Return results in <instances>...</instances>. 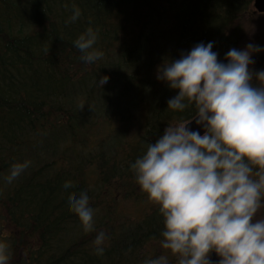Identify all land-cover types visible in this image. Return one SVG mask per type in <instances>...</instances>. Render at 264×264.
Listing matches in <instances>:
<instances>
[{
	"label": "trees",
	"instance_id": "trees-1",
	"mask_svg": "<svg viewBox=\"0 0 264 264\" xmlns=\"http://www.w3.org/2000/svg\"><path fill=\"white\" fill-rule=\"evenodd\" d=\"M73 6L81 15L71 22ZM261 18L253 0H0V242L9 264H145L159 256L178 264L160 243L159 206L130 169L168 124L195 112L167 108L176 92L156 79L157 66L201 41H215L224 59ZM89 27L102 53L92 65L73 46ZM251 43L264 47V30ZM253 55L259 64L250 67L264 69V51ZM101 76L109 77L104 88ZM25 160L30 166L8 183L11 165ZM82 191L95 231L68 207ZM99 231L107 234L103 255L93 243Z\"/></svg>",
	"mask_w": 264,
	"mask_h": 264
},
{
	"label": "clouds",
	"instance_id": "clouds-1",
	"mask_svg": "<svg viewBox=\"0 0 264 264\" xmlns=\"http://www.w3.org/2000/svg\"><path fill=\"white\" fill-rule=\"evenodd\" d=\"M81 10L73 6L70 21ZM68 22V21H66ZM97 31L87 28L73 41L80 59L95 64L102 53L94 49ZM215 41H201L179 58L157 66L156 79L176 94L167 108L194 114L168 124L164 133L130 164L136 183L159 206L164 229L161 246L176 254L178 264H264V219L253 220L264 201V69L254 70L253 53L264 47L248 43L230 48L219 59ZM108 76L97 82L104 86ZM195 121L203 132L189 127ZM30 161L11 165L12 183ZM253 166H256L254 169ZM72 184L66 181L65 189ZM86 232L95 231L94 210L86 192L68 202ZM107 234L93 241L103 255ZM8 245L0 242V264H9ZM145 264H168L165 256Z\"/></svg>",
	"mask_w": 264,
	"mask_h": 264
},
{
	"label": "rangeland",
	"instance_id": "rangeland-1",
	"mask_svg": "<svg viewBox=\"0 0 264 264\" xmlns=\"http://www.w3.org/2000/svg\"><path fill=\"white\" fill-rule=\"evenodd\" d=\"M256 26L253 29H249L248 31L245 32V35L241 41V49L244 48L248 43H251L252 41V36L256 33V32H260L264 30V18H261L260 21L255 22ZM255 61V63L253 65H251L252 67H258L259 61L258 59L253 55L252 57Z\"/></svg>",
	"mask_w": 264,
	"mask_h": 264
},
{
	"label": "water",
	"instance_id": "water-1",
	"mask_svg": "<svg viewBox=\"0 0 264 264\" xmlns=\"http://www.w3.org/2000/svg\"><path fill=\"white\" fill-rule=\"evenodd\" d=\"M253 8L257 13H264V0H253ZM189 127L193 130L201 131V134L203 132V129L196 125L194 120L191 122ZM219 259L220 257L215 251L210 252L209 260L212 262V264H215V262H217Z\"/></svg>",
	"mask_w": 264,
	"mask_h": 264
}]
</instances>
